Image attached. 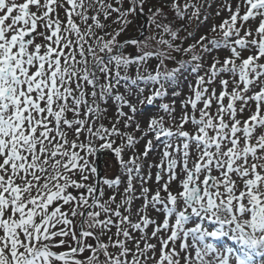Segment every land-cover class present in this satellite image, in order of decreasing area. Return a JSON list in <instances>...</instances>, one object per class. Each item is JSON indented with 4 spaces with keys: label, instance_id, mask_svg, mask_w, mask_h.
<instances>
[{
    "label": "snow or ice",
    "instance_id": "obj_1",
    "mask_svg": "<svg viewBox=\"0 0 264 264\" xmlns=\"http://www.w3.org/2000/svg\"><path fill=\"white\" fill-rule=\"evenodd\" d=\"M0 264H264V0H0Z\"/></svg>",
    "mask_w": 264,
    "mask_h": 264
},
{
    "label": "rangeland",
    "instance_id": "obj_2",
    "mask_svg": "<svg viewBox=\"0 0 264 264\" xmlns=\"http://www.w3.org/2000/svg\"><path fill=\"white\" fill-rule=\"evenodd\" d=\"M211 13H212L211 18L207 21V23L205 25H201L200 26V30L198 31L197 35H200V34H203L204 32H207L208 28H210L213 23H218L219 22V19L215 17V6H213V8L211 10ZM195 28H196V23L194 21L192 23V26L189 28V31H192ZM185 91H187L186 88H185ZM177 106H179V104ZM111 115H112V111H111V108H110L109 116H111ZM139 147L142 148L143 144H141ZM103 174H104V166H103ZM152 215L155 217L157 214L155 212H153Z\"/></svg>",
    "mask_w": 264,
    "mask_h": 264
},
{
    "label": "trees",
    "instance_id": "obj_3",
    "mask_svg": "<svg viewBox=\"0 0 264 264\" xmlns=\"http://www.w3.org/2000/svg\"><path fill=\"white\" fill-rule=\"evenodd\" d=\"M139 23H142V22L139 21ZM135 28H136V25H135V24L132 25V26L130 27V29H129V32L136 33V32H135ZM181 35H183V33H181ZM165 38L167 39V37H165Z\"/></svg>",
    "mask_w": 264,
    "mask_h": 264
},
{
    "label": "water",
    "instance_id": "obj_4",
    "mask_svg": "<svg viewBox=\"0 0 264 264\" xmlns=\"http://www.w3.org/2000/svg\"><path fill=\"white\" fill-rule=\"evenodd\" d=\"M100 172H101V169H100Z\"/></svg>",
    "mask_w": 264,
    "mask_h": 264
}]
</instances>
